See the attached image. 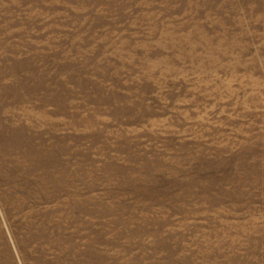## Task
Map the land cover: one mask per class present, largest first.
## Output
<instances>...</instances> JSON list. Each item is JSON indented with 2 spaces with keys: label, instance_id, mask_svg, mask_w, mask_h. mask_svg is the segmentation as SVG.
Instances as JSON below:
<instances>
[{
  "label": "rangeland",
  "instance_id": "1",
  "mask_svg": "<svg viewBox=\"0 0 264 264\" xmlns=\"http://www.w3.org/2000/svg\"><path fill=\"white\" fill-rule=\"evenodd\" d=\"M0 264H264V0H0Z\"/></svg>",
  "mask_w": 264,
  "mask_h": 264
}]
</instances>
